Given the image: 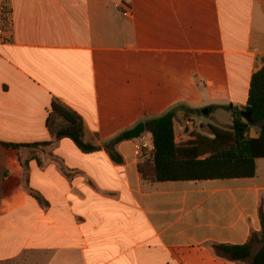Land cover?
I'll return each mask as SVG.
<instances>
[{
	"label": "crops",
	"instance_id": "1",
	"mask_svg": "<svg viewBox=\"0 0 264 264\" xmlns=\"http://www.w3.org/2000/svg\"><path fill=\"white\" fill-rule=\"evenodd\" d=\"M11 1V40L0 44V264H240L213 245L261 230L264 158L252 177L157 182L134 153L151 133L116 144L120 163L104 144L177 105L199 111L177 112V140L185 128H228L224 106L247 104L264 64V0ZM53 98L99 150L50 135Z\"/></svg>",
	"mask_w": 264,
	"mask_h": 264
},
{
	"label": "trees",
	"instance_id": "2",
	"mask_svg": "<svg viewBox=\"0 0 264 264\" xmlns=\"http://www.w3.org/2000/svg\"><path fill=\"white\" fill-rule=\"evenodd\" d=\"M232 117L228 128L208 126L210 136L199 131H182L179 140L174 134V117L178 111L184 114L199 113L177 105L151 120V138L154 145L153 158L138 164V171L152 181H197L207 179H232L252 177L256 172V160L264 158V64L253 73L250 80L247 104L242 107L224 106ZM241 111H250V121L241 116ZM46 126L54 139L69 138L82 152H92L100 146L84 139L81 117L63 102L53 98ZM257 135H250V128ZM145 132L144 123L125 130L104 144L114 162L122 158L114 147L119 142L139 137ZM18 148L19 144H5ZM39 201L42 199L36 195ZM261 230L252 232L243 244H214V253L240 264H264V214L260 211ZM255 246H259L256 252Z\"/></svg>",
	"mask_w": 264,
	"mask_h": 264
},
{
	"label": "built area",
	"instance_id": "3",
	"mask_svg": "<svg viewBox=\"0 0 264 264\" xmlns=\"http://www.w3.org/2000/svg\"><path fill=\"white\" fill-rule=\"evenodd\" d=\"M13 22L12 1L0 0V44L11 40ZM143 139L142 136L141 141L134 144V153L151 160L154 152L153 142L147 143Z\"/></svg>",
	"mask_w": 264,
	"mask_h": 264
},
{
	"label": "water",
	"instance_id": "4",
	"mask_svg": "<svg viewBox=\"0 0 264 264\" xmlns=\"http://www.w3.org/2000/svg\"><path fill=\"white\" fill-rule=\"evenodd\" d=\"M201 113L203 115H206L208 113V108L201 109ZM250 115H251V112L250 111H241V116L246 121H250ZM144 129H145V131L151 133L152 132V129H153L152 122H150V121L145 122L144 123Z\"/></svg>",
	"mask_w": 264,
	"mask_h": 264
},
{
	"label": "rangeland",
	"instance_id": "5",
	"mask_svg": "<svg viewBox=\"0 0 264 264\" xmlns=\"http://www.w3.org/2000/svg\"><path fill=\"white\" fill-rule=\"evenodd\" d=\"M218 116H219V117H221V116L224 117V116H225V113H224L223 111H218ZM202 121H203V122H207V119H206L205 117H203V118H202ZM251 130H252L253 133L255 132V128H252Z\"/></svg>",
	"mask_w": 264,
	"mask_h": 264
}]
</instances>
